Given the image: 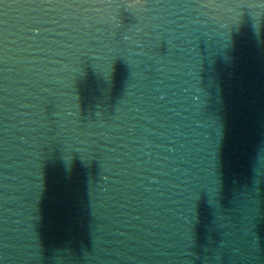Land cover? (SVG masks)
<instances>
[{"label": "water", "instance_id": "95a60500", "mask_svg": "<svg viewBox=\"0 0 264 264\" xmlns=\"http://www.w3.org/2000/svg\"><path fill=\"white\" fill-rule=\"evenodd\" d=\"M0 264H264V0H0Z\"/></svg>", "mask_w": 264, "mask_h": 264}]
</instances>
